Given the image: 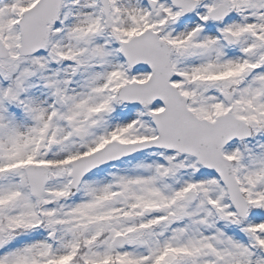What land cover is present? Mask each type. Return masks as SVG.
I'll list each match as a JSON object with an SVG mask.
<instances>
[{
	"label": "snow or ice",
	"instance_id": "6c2138e0",
	"mask_svg": "<svg viewBox=\"0 0 264 264\" xmlns=\"http://www.w3.org/2000/svg\"><path fill=\"white\" fill-rule=\"evenodd\" d=\"M0 264H264V0H0Z\"/></svg>",
	"mask_w": 264,
	"mask_h": 264
}]
</instances>
